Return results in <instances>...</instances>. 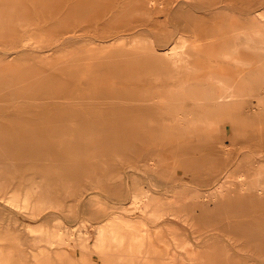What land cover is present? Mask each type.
<instances>
[{"label":"rangeland","instance_id":"obj_1","mask_svg":"<svg viewBox=\"0 0 264 264\" xmlns=\"http://www.w3.org/2000/svg\"><path fill=\"white\" fill-rule=\"evenodd\" d=\"M263 45L264 0H0V264H264Z\"/></svg>","mask_w":264,"mask_h":264},{"label":"bare ground","instance_id":"obj_2","mask_svg":"<svg viewBox=\"0 0 264 264\" xmlns=\"http://www.w3.org/2000/svg\"><path fill=\"white\" fill-rule=\"evenodd\" d=\"M240 40L237 42V44H236V46H235V50L237 51V56L235 57V58H233V59H236L237 60V62H239V63H242V61L240 60V53H239V50H240V48H239V46L241 45V44H246L247 46H249V47H256V45H255V43L254 42H252L251 40H249L248 38H246L243 34H240ZM261 49H263L264 50V45L263 46H261L260 47ZM184 52H182V49H181V47H179V46H175V47H172L171 49H169V55H170V57H172L173 59H174V66H175V68H178V66H179V64H180V62H181V60H183L184 59ZM186 60V59H185ZM184 60V61H185ZM186 63H187V61H186ZM164 66V65H163ZM244 67V66H243ZM192 68H193V70L195 71L196 70V65H194V67L192 66ZM166 71V70H165ZM164 71V72H165ZM160 72V71H159ZM163 72V73H164ZM162 73V74H163ZM169 75H170V72L168 73ZM172 75V74H171ZM242 75H243V70H241L240 72H238L237 74H235L234 76H235V79H236V81L238 80H240L241 78H242ZM162 76V75H161ZM229 98H228V100H232V99H235L237 96H238V94L235 92V90H233V88L231 87L230 88V93H229ZM223 99V98H222ZM227 101V100H226ZM69 183V182H68ZM263 184H264V181L263 180H261L260 181V186H263ZM32 235V234H31ZM34 235V234H33ZM61 242H62V239L61 238H59V239H57V240H54V241H51V244L52 245H56V244H61ZM139 246V245H138ZM174 256V255H173ZM145 257V256H144ZM145 264V263H144Z\"/></svg>","mask_w":264,"mask_h":264}]
</instances>
